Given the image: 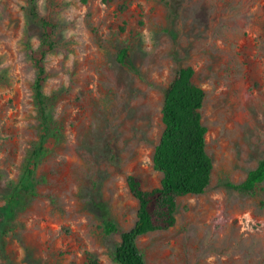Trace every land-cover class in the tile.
<instances>
[{"label":"rangeland","instance_id":"rangeland-1","mask_svg":"<svg viewBox=\"0 0 264 264\" xmlns=\"http://www.w3.org/2000/svg\"><path fill=\"white\" fill-rule=\"evenodd\" d=\"M43 20L55 33L46 138L27 51L40 46ZM181 67L206 93L211 183L139 248L147 264H264V183L225 186L264 158V0H0V264H88L89 253L117 264L120 234L106 236L103 218L134 226L130 176L160 186L164 91Z\"/></svg>","mask_w":264,"mask_h":264},{"label":"trees","instance_id":"trees-1","mask_svg":"<svg viewBox=\"0 0 264 264\" xmlns=\"http://www.w3.org/2000/svg\"><path fill=\"white\" fill-rule=\"evenodd\" d=\"M79 1L83 4L89 2ZM101 1L110 5L116 0ZM42 28L40 46L35 49L27 44V51L36 71L32 86L34 105L44 131L43 138H46L49 131L48 112L52 104V98L44 92L49 79L46 57L55 47V33L54 25L47 20H43ZM119 60L123 65H131L127 49L121 52ZM194 76L193 68L181 67L164 91L161 112L164 130L153 154L154 169L162 175L160 186L145 190L139 177L128 178L129 191L139 205L137 220L131 229L121 231L108 212L104 215L101 225L103 233L106 236L120 234V243L112 254L117 264H147L138 245L139 238L174 227L179 200L189 195L204 194L210 186L213 161L207 152L208 129L202 117L206 93L195 84ZM56 133L58 135L59 131ZM263 183L264 158L242 183L227 182L225 186L243 193H253ZM12 196L17 205H21L26 198L22 190H16ZM88 264L101 263L94 254L89 253Z\"/></svg>","mask_w":264,"mask_h":264}]
</instances>
